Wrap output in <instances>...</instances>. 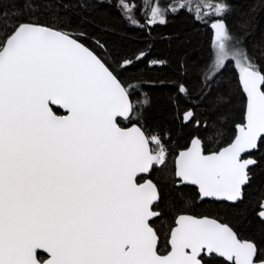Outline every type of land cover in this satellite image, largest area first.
I'll list each match as a JSON object with an SVG mask.
<instances>
[{
  "label": "snow or ice",
  "instance_id": "6c2138e0",
  "mask_svg": "<svg viewBox=\"0 0 264 264\" xmlns=\"http://www.w3.org/2000/svg\"><path fill=\"white\" fill-rule=\"evenodd\" d=\"M205 6L220 18L211 24L214 71L205 79L234 60L247 95L246 123L237 126L228 146L210 154L193 139L176 156L174 177L197 186L202 198L236 202L255 164L242 154L264 140V68L227 29L228 5L205 0ZM197 17L202 18L199 9ZM6 21L5 15L0 21V264H212L216 257L227 264H264V251L255 242L238 238L215 219L187 214L176 217L162 253L150 224L160 215L154 211L158 188L137 177L164 165L167 152L157 135L118 126V117L130 118L134 111L128 89L67 32L18 18ZM157 22L165 23L162 10L152 6L149 23ZM180 91L186 92L183 85ZM52 106L67 114L58 115ZM259 215L264 218V210Z\"/></svg>",
  "mask_w": 264,
  "mask_h": 264
},
{
  "label": "trees",
  "instance_id": "16d2710c",
  "mask_svg": "<svg viewBox=\"0 0 264 264\" xmlns=\"http://www.w3.org/2000/svg\"><path fill=\"white\" fill-rule=\"evenodd\" d=\"M204 2L0 0V21L6 15L8 24L18 18L67 32L105 62L128 89L134 108L128 121L136 123L149 138L157 135L167 151L166 163L154 165L149 175L158 188L154 210L160 213L150 224L158 234L162 253L174 219L182 213L227 224L238 238L255 242L264 251V218L259 215L264 210V140L247 155L256 164L249 169L250 180L236 203L199 202L194 187L175 184L174 157L193 136L200 138L204 152L209 153L228 144L236 126L243 122L245 97L233 62L227 60L212 79H205L213 59L210 25L220 18L207 13L198 18L196 8ZM223 2L228 5L223 17L227 29L264 68V0ZM152 6L162 10L165 23H149L147 12ZM141 52L145 54L142 57ZM126 60L131 63L125 65ZM181 85L186 92L180 91ZM189 111L192 115L185 120ZM212 264L227 262L216 257Z\"/></svg>",
  "mask_w": 264,
  "mask_h": 264
},
{
  "label": "water",
  "instance_id": "95a60500",
  "mask_svg": "<svg viewBox=\"0 0 264 264\" xmlns=\"http://www.w3.org/2000/svg\"><path fill=\"white\" fill-rule=\"evenodd\" d=\"M150 24H152V23H150ZM72 37V36H71ZM73 38V37H72ZM78 41V40H77ZM79 43H81L80 41H78ZM81 44H83V43H81ZM84 45V44H83ZM85 46V45H84ZM85 47H87V46H85ZM88 48V47H87ZM89 49V48H88ZM90 50V49H89ZM92 51V50H91ZM94 53V52H93ZM95 54V53H94ZM96 55V54H95ZM99 58V57H98ZM103 62V61H102ZM239 86H240V88H241V91L243 92V94H244V97H245V108H244V113H243V122L242 123H239L238 125H240V124H243V123H246V120H245V115H246V108H247V95H246V93H244V91H243V87H242V85L240 84V81H239ZM130 102H131V100H130ZM53 108H57V109H59V110H61L62 111V114H58V115H66L67 113H66V111L64 110V109H62V108H59L58 106H52ZM131 114V113H130ZM118 118H120V119H126L125 117H118ZM117 118V119H118ZM237 125V126H238ZM119 126V125H118ZM133 126H137L136 124H133V125H131V126H128V127H122V128H131V127H133ZM237 126H236V130H235V134H234V136H233V138L231 139V141L228 143V144H230L233 140H234V138H235V136H236V134H237V132H238V129H237ZM137 127H139V126H137ZM193 139H200V138H198L197 136H193L191 139H190V141H189V143H188V145H187V147H190L191 146V141L193 140ZM202 142V141H201ZM228 144H226L225 146H222V147H220L218 150H216V151H219L221 148H223V147H226V146H228ZM186 147V148H187ZM186 148H183V149H181V150H179L178 152H177V154L175 155V157H174V160H173V163L175 162V158H176V156L178 155V153L180 152V151H182V150H185ZM202 149H203V147H202ZM204 151V150H203ZM252 151L253 150H251L249 153H246V154H242V156H243V158H245V159H248V158H251V159H253L254 161H255V164H256V160L252 157V156H247V155H249V154H251L252 153ZM213 152V151H212ZM211 152H209V153H205V154H210ZM255 164H253V165H250L249 166V169L251 168V167H253ZM249 169H248V171H249ZM151 170V169H150ZM174 171H175V166H174ZM150 172V171H149ZM148 172V173H149ZM148 173H141V174H139L138 176H141V175H146V174H148ZM176 180L178 179V178H175ZM145 181H151L150 179H148V178H146L144 181H142V182H139V183H144ZM152 182V181H151ZM176 185L177 186H179V185H182V183H178V182H176ZM184 185H187V184H184ZM189 186H192V187H194L195 189H196V191H197V194H198V198H197V201H203V200H210V201H217V202H227V203H231V204H233V203H236V202H232V201H227V200H223V199H217V198H212V197H208V198H202V197H200V195H199V192H198V187L197 186H193V185H189ZM159 194V193H158ZM154 211H156V210H154ZM156 212H158V211H156ZM182 214H187V213H182ZM178 215H180V214H178ZM177 215V216H178ZM187 215H191V214H187ZM176 216V217H177ZM192 216H194V217H196V218H209V219H214V218H211V217H207V216H195V215H192ZM176 217H175V219H176ZM154 218V217H153ZM152 218V219H153ZM151 219V220H152ZM175 219H174V222H175ZM216 220V219H215ZM217 222H219L218 220H216ZM219 223H221V222H219ZM222 224H224V223H222ZM227 225V224H226ZM175 226V223L173 224V226L172 227H174ZM169 233H170V231H169ZM168 237H169V235H168ZM167 240H168V238H167ZM42 253V252H41ZM223 259V258H222Z\"/></svg>",
  "mask_w": 264,
  "mask_h": 264
},
{
  "label": "rangeland",
  "instance_id": "374dc122",
  "mask_svg": "<svg viewBox=\"0 0 264 264\" xmlns=\"http://www.w3.org/2000/svg\"><path fill=\"white\" fill-rule=\"evenodd\" d=\"M208 3H214V2H208ZM197 9H199V13H200V17L202 16V14H204V13H207V14H210V11H209V9L205 6V2L204 3H201L197 8H196V11H197ZM196 14H197V12H196ZM147 18L150 20L151 19V8L149 9V11L147 12ZM216 20H218V19H216ZM215 20V21H216ZM215 21H212V23L213 22H215ZM211 23V24H212ZM210 27H211V25H210ZM212 49H213V41H212ZM229 60H231V59H229ZM212 61H213V59H212ZM227 61V60H226ZM232 62H233V64H234V66H235V62H234V60H231ZM211 65H212V63H211ZM237 69V68H236ZM238 70V69H237ZM212 71H214L211 67H210V70H209V72H212ZM217 72H215V74H216ZM167 152V151H166Z\"/></svg>",
  "mask_w": 264,
  "mask_h": 264
},
{
  "label": "flooded vegetation",
  "instance_id": "af4514ba",
  "mask_svg": "<svg viewBox=\"0 0 264 264\" xmlns=\"http://www.w3.org/2000/svg\"><path fill=\"white\" fill-rule=\"evenodd\" d=\"M128 119H129V118L121 119V121H120V123H118V125H119L120 127H128V126H131V125H133V124H136V123H134V122H129ZM136 125H137V124H136ZM137 126H138V125H137ZM152 146H153V145H151V147H152ZM151 169H152V168H151ZM150 172H151V170H150ZM150 172H149L148 174H146V175L138 176V177H137L138 182H142V181H144L146 178L150 179V177H149ZM174 179H175V177H174ZM176 182H177V180L175 179V184H176ZM41 254L46 256V254H43V253H41Z\"/></svg>",
  "mask_w": 264,
  "mask_h": 264
},
{
  "label": "built area",
  "instance_id": "2783aa9c",
  "mask_svg": "<svg viewBox=\"0 0 264 264\" xmlns=\"http://www.w3.org/2000/svg\"><path fill=\"white\" fill-rule=\"evenodd\" d=\"M163 144V143H162ZM163 146H164V144H163ZM157 147L158 146H156L155 144H153V150L155 151V150H157ZM165 147V146H164Z\"/></svg>",
  "mask_w": 264,
  "mask_h": 264
}]
</instances>
